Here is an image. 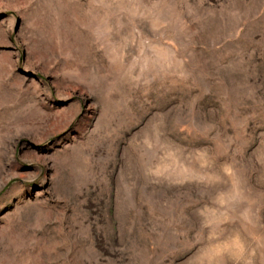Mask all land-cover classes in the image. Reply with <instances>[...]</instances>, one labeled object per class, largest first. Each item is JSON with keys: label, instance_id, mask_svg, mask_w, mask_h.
<instances>
[{"label": "rangeland", "instance_id": "1", "mask_svg": "<svg viewBox=\"0 0 264 264\" xmlns=\"http://www.w3.org/2000/svg\"><path fill=\"white\" fill-rule=\"evenodd\" d=\"M0 264H264V0H0Z\"/></svg>", "mask_w": 264, "mask_h": 264}]
</instances>
